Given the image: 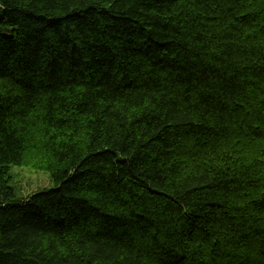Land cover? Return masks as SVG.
Masks as SVG:
<instances>
[{"label":"trees","instance_id":"trees-1","mask_svg":"<svg viewBox=\"0 0 264 264\" xmlns=\"http://www.w3.org/2000/svg\"><path fill=\"white\" fill-rule=\"evenodd\" d=\"M0 264H264V0H0Z\"/></svg>","mask_w":264,"mask_h":264},{"label":"rangeland","instance_id":"rangeland-1","mask_svg":"<svg viewBox=\"0 0 264 264\" xmlns=\"http://www.w3.org/2000/svg\"><path fill=\"white\" fill-rule=\"evenodd\" d=\"M10 174L12 176L11 186L16 197H25L34 191L52 187L51 179L44 170L12 165Z\"/></svg>","mask_w":264,"mask_h":264}]
</instances>
